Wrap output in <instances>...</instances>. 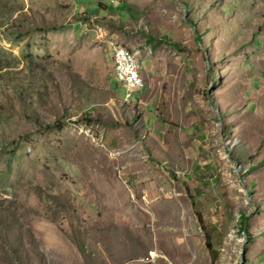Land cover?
Returning <instances> with one entry per match:
<instances>
[{
  "label": "rangeland",
  "instance_id": "1",
  "mask_svg": "<svg viewBox=\"0 0 264 264\" xmlns=\"http://www.w3.org/2000/svg\"><path fill=\"white\" fill-rule=\"evenodd\" d=\"M0 264H264V0H0Z\"/></svg>",
  "mask_w": 264,
  "mask_h": 264
},
{
  "label": "bare ground",
  "instance_id": "2",
  "mask_svg": "<svg viewBox=\"0 0 264 264\" xmlns=\"http://www.w3.org/2000/svg\"><path fill=\"white\" fill-rule=\"evenodd\" d=\"M124 56L126 57V59L130 60L131 64H134L135 71L133 72V81H138L135 85L133 92L130 93H129V82L120 81V69H121V65L124 63ZM113 61H114V73H115L114 75L116 79L119 82L124 83L125 86V91H126L125 98L126 99L131 98L133 93L142 89V87L144 86L143 80L139 74L138 62L136 56L131 50L127 49L124 46L118 45L114 48L113 51Z\"/></svg>",
  "mask_w": 264,
  "mask_h": 264
},
{
  "label": "built area",
  "instance_id": "3",
  "mask_svg": "<svg viewBox=\"0 0 264 264\" xmlns=\"http://www.w3.org/2000/svg\"><path fill=\"white\" fill-rule=\"evenodd\" d=\"M134 64H131L130 60L124 56V63L120 69V81L129 82V93L133 92L135 85L138 81H133Z\"/></svg>",
  "mask_w": 264,
  "mask_h": 264
}]
</instances>
